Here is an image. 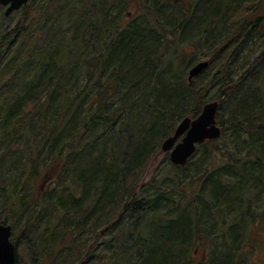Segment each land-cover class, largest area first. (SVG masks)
Masks as SVG:
<instances>
[{
    "label": "trees",
    "instance_id": "1",
    "mask_svg": "<svg viewBox=\"0 0 264 264\" xmlns=\"http://www.w3.org/2000/svg\"><path fill=\"white\" fill-rule=\"evenodd\" d=\"M132 5L138 21L117 23ZM19 15L0 36V224L27 228L18 240L32 242L31 264H194L204 234L232 233L235 247L236 217L264 223L252 213L264 197V0H30ZM191 37L200 61L203 47L215 55L196 77L217 64L208 86L170 74L177 39ZM100 74L105 83L87 89ZM209 88L237 153L198 147L226 163L202 164L206 191L188 203L192 158L170 163L183 192L176 205L161 204L172 200L166 178L135 196L152 154L199 114ZM49 167L55 186L32 202ZM235 255L213 264H237Z\"/></svg>",
    "mask_w": 264,
    "mask_h": 264
},
{
    "label": "rangeland",
    "instance_id": "2",
    "mask_svg": "<svg viewBox=\"0 0 264 264\" xmlns=\"http://www.w3.org/2000/svg\"><path fill=\"white\" fill-rule=\"evenodd\" d=\"M39 2V1H38ZM44 3L41 2L38 4V12H40V7H43ZM143 8V6H142ZM42 9V8H41ZM138 9V10H137ZM5 8H3L2 6H0V36L2 34H4L7 29H11L14 27V25L16 24V22L20 19L21 15H19V11H21V9L18 12H14L11 15H9L8 17H3V12H4ZM139 11H141L140 6L138 5V7H135V5H132L130 8H128L124 14L122 16H119L118 18H116V22L117 23H122V24H129L132 20H137L134 17V14H137ZM2 16V18H1ZM135 18V19H134ZM138 21V20H137ZM196 39H198L197 37H191L188 40H180L179 38L177 39L178 41H176V44L179 48V50L175 49L174 52H171V56L169 57V60L171 61L173 67L171 68L170 74L173 76L175 75L176 77H181L180 79H183V82L186 86H191V85H196V88H199L201 86H203L204 84L206 86H208V82H209V78L213 75V73L215 72V70H217V64H213L210 71L206 72L203 77L201 78H194L192 80L191 83L188 82L187 76H188V71L195 66L196 64H198L200 61V54H197L195 51H192L194 48V42L196 41ZM251 48L247 47V50H250ZM201 52H203L206 56L205 60L203 59V61H208L210 62V60H212V57H214L215 55H213V53L211 51L208 50L207 47H203L200 49ZM180 51V52H179ZM248 52V51H246ZM246 52L242 55L245 56ZM184 54H188V56L184 55ZM182 56V58H181ZM183 57H185V59L183 60ZM176 58V59H174ZM177 63V64H176ZM244 62H240L237 65L236 70L234 71L235 73V79L239 78L238 76H241L243 73H245V70L242 68V66H244ZM169 66L170 62H168ZM105 76L104 74H100L99 76H96L93 80H92V85L90 88L87 89H98L100 87V85H103L105 83ZM221 95H218V93L216 92V89H212L209 88V91L206 92V103L209 102H214L217 101L220 105L221 99H220ZM188 117V116H187ZM183 119V118H182ZM180 119L178 121L177 124H179L181 122ZM225 120L224 115H223V111L221 112L220 115V119L219 116L217 115V123L218 126L221 128L222 130V134L221 136L215 140V145L216 148L219 147V149H221V152L227 154V153H234L235 149V139L231 136L230 132H229V126L230 124L227 122V118H226V123H224L225 125H223V121ZM211 142V141H210ZM210 142H206L207 143V148L211 146V144H209ZM205 143V144H206ZM242 146V145H241ZM242 153H244L243 148H241ZM211 149H207L205 151L202 150H197V152L195 153V155L192 157V162L191 165H188V170L186 172H184V174L186 175L185 178L187 179L185 181V184L187 185L185 187V191L186 188L191 190V195L190 198L188 197L189 194H187L186 197V203L190 202V200L195 197L197 195H201L204 191H206V189L204 188V183H206V176L207 174L203 171V169H201L202 164H205L204 166H206V163L208 165H210V168L213 169L215 164H216V159L217 157L215 155H213V153H217L215 151H213ZM238 150H236L237 153ZM216 157V158H215ZM215 158V159H214ZM217 162H221L220 164H222V167H225V161L220 159H217ZM57 173V169L54 170V167H49L48 170H46V173L41 174V176L39 177L35 190L31 191L30 195V200L32 202H35L40 195H42L46 190L50 189L51 187L55 186L56 181H52L53 177L56 175ZM53 174V175H52ZM172 174V175H171ZM175 174L170 166V162H169V158H168V154L167 153H163L160 149V146L156 149V151L152 154V157H150V159L148 160L146 166H145V170L143 173V176L140 178V181L137 184V189L135 191V196L140 197L139 195H141L143 192H146L145 194L147 196L152 195L153 194V188L152 186H149V184L156 180V182L163 180L164 178L167 179V184L169 186V191L172 193V200L170 203H161L164 204V208L176 205L177 203V197L180 196V194H182L183 192H180L178 186L176 185L177 181H175ZM48 177V178H47ZM205 178V180H204ZM154 182V183H156ZM203 189V190H202ZM145 194H143L145 196ZM169 195V194H168ZM146 196V197H147ZM165 197H168L167 195H164ZM175 196V198H174ZM261 201L257 203L255 209H252V213L253 214H260L262 212H264V197L260 198ZM200 201H202L203 203H206L207 201L204 199H198L197 202L199 203ZM2 206V205H1ZM0 206V207H1ZM166 206V207H165ZM250 211V210H249ZM26 222V220H25ZM114 221H112L113 223ZM242 222V218H238L236 217V220L234 221L233 225L237 226V231L236 234L238 236V246L234 247V244H230L232 242H234L233 240V235L232 233L229 234L225 233V239L223 238H219L217 235V233H219L220 231H214L212 229V231H214L212 234L217 236V237H208V235L206 236L203 241L201 242L202 244L199 245L198 251L196 254L193 253L190 254L189 258L192 259V262L194 264H213L214 261L217 259H221L222 256L229 254V252L233 251L237 253V255H235V260L237 264H264V260H260L262 253H264V223H246L245 224H241ZM27 223V222H26ZM230 226V225H229ZM228 226V228H229ZM245 227V228H243ZM26 233H28V230L26 227L23 226V224L21 223L17 228L16 231H12V236H11V242L15 243L16 240L20 239V237L24 234L26 235ZM249 237V238H248ZM258 237V241L254 240L255 238ZM29 239L31 240L32 238L29 235ZM212 243L213 248H210V243ZM32 243L31 241H29L28 243L26 242H21L20 240L17 241V255L19 256L20 261L23 262V264H31V260L32 258L30 257L32 255L33 252H29V250L27 251V249L25 248L24 245L27 246V244ZM251 243V245H250ZM252 243H255V245H253ZM209 246V247H208ZM254 247V248H253ZM203 250L206 251L207 255H206V259H203ZM192 256V257H191ZM37 259V258H36ZM35 259V260H36ZM21 262V264H22Z\"/></svg>",
    "mask_w": 264,
    "mask_h": 264
},
{
    "label": "water",
    "instance_id": "3",
    "mask_svg": "<svg viewBox=\"0 0 264 264\" xmlns=\"http://www.w3.org/2000/svg\"><path fill=\"white\" fill-rule=\"evenodd\" d=\"M29 0H0V5H8L5 16L18 10ZM208 66L207 61H201L188 71V82L198 77ZM218 102H210L203 106L201 113L195 118L188 117L176 127L174 133L166 138L161 145V151L169 153V160L175 166H185L195 154L197 146L207 141L216 140L221 136V128L217 125L216 115ZM11 227L0 224V264H16L15 246L10 241Z\"/></svg>",
    "mask_w": 264,
    "mask_h": 264
},
{
    "label": "flooded vegetation",
    "instance_id": "4",
    "mask_svg": "<svg viewBox=\"0 0 264 264\" xmlns=\"http://www.w3.org/2000/svg\"><path fill=\"white\" fill-rule=\"evenodd\" d=\"M196 253H197V249L195 250V254ZM202 253H203V259L205 260L207 253H206V251H203ZM260 260H262V261L264 260V253H262Z\"/></svg>",
    "mask_w": 264,
    "mask_h": 264
}]
</instances>
